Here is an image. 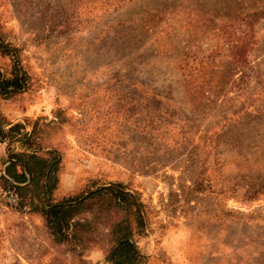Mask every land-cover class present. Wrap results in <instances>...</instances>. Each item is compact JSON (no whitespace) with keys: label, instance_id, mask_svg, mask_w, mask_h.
<instances>
[{"label":"rangeland","instance_id":"obj_1","mask_svg":"<svg viewBox=\"0 0 264 264\" xmlns=\"http://www.w3.org/2000/svg\"><path fill=\"white\" fill-rule=\"evenodd\" d=\"M0 33L27 73L0 93V264H113L122 219L139 264H264V0H0ZM29 147L57 157L49 198L7 173ZM111 184L141 219L90 195ZM82 197L52 228L46 202Z\"/></svg>","mask_w":264,"mask_h":264},{"label":"trees","instance_id":"obj_2","mask_svg":"<svg viewBox=\"0 0 264 264\" xmlns=\"http://www.w3.org/2000/svg\"><path fill=\"white\" fill-rule=\"evenodd\" d=\"M20 49L6 42V39L2 37L0 33V53L9 56L12 63V70L10 72H2L0 70V93L4 96L11 95L25 90L27 87V73L21 66L20 61ZM12 125L10 128H14ZM34 130L31 132L29 139L32 137ZM30 150V147L28 148ZM37 149L29 151H22L9 157V165L6 170L8 174H11L16 181L23 182L27 179V174L31 175L32 180L39 179L41 175L44 179L42 184L43 194L46 198H49V192L52 191L50 183V177L54 172V168L58 163L57 157L53 159H44L39 156ZM35 164V169L33 168ZM40 164V167L39 165ZM20 165L21 172L12 173V170ZM38 168V169H36ZM22 188V187H17ZM91 196L94 195H108L119 207L125 208L129 211L135 210L139 213L141 219L143 215L140 213V204L137 202L135 195L127 190L122 184H111L109 186H103L91 191ZM86 197L82 198H64L59 201H47L44 207L46 215L50 218L51 227L55 230L62 232L64 228L72 227L70 220L73 215L83 204ZM112 231L114 235V245L109 251L108 258L113 264H139L146 259V255H143L134 240V234L136 233L129 222L126 219L120 220L114 226L112 225Z\"/></svg>","mask_w":264,"mask_h":264}]
</instances>
